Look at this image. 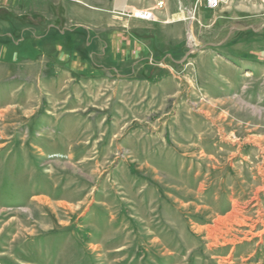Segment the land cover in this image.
Listing matches in <instances>:
<instances>
[{
	"label": "rangeland",
	"instance_id": "374dc122",
	"mask_svg": "<svg viewBox=\"0 0 264 264\" xmlns=\"http://www.w3.org/2000/svg\"><path fill=\"white\" fill-rule=\"evenodd\" d=\"M86 1L0 0V264H264V0Z\"/></svg>",
	"mask_w": 264,
	"mask_h": 264
},
{
	"label": "crops",
	"instance_id": "0c3cea01",
	"mask_svg": "<svg viewBox=\"0 0 264 264\" xmlns=\"http://www.w3.org/2000/svg\"><path fill=\"white\" fill-rule=\"evenodd\" d=\"M84 1L87 5H92L86 0ZM96 1H100V3L102 2L100 5L96 6L99 12L109 9L106 3H103V1L106 0ZM128 2L129 0H111L110 7H112L113 10L116 11L128 12L126 9L130 7ZM101 15L102 12L96 14V16L98 17ZM177 20L179 19L175 18L174 20H172V22L177 23ZM137 24L138 23H135L131 17L128 19H122V17L119 16L112 17L111 23L109 24L110 33L107 35V39L110 43L111 60L116 61L117 65H128V63L135 61L143 52V47L141 48L139 45H137L138 43L135 42L132 38V31L134 30L133 28H136Z\"/></svg>",
	"mask_w": 264,
	"mask_h": 264
},
{
	"label": "built area",
	"instance_id": "2783aa9c",
	"mask_svg": "<svg viewBox=\"0 0 264 264\" xmlns=\"http://www.w3.org/2000/svg\"><path fill=\"white\" fill-rule=\"evenodd\" d=\"M219 0H208V5L210 8H215L218 6Z\"/></svg>",
	"mask_w": 264,
	"mask_h": 264
},
{
	"label": "bare ground",
	"instance_id": "6f19581e",
	"mask_svg": "<svg viewBox=\"0 0 264 264\" xmlns=\"http://www.w3.org/2000/svg\"><path fill=\"white\" fill-rule=\"evenodd\" d=\"M147 15H149L148 13H146ZM231 213V212H230ZM237 213V212H236ZM231 214H233V213H231ZM231 214H229V215H227V216H230ZM217 219H219V218H217ZM222 219V218H221ZM232 219H234V216H233V218ZM224 220H226V218L225 219H223L222 221H224ZM218 221H220V220H218ZM211 228V227H210Z\"/></svg>",
	"mask_w": 264,
	"mask_h": 264
}]
</instances>
